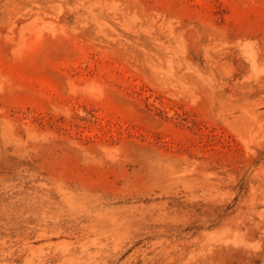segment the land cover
<instances>
[{"label":"rangeland","instance_id":"obj_1","mask_svg":"<svg viewBox=\"0 0 264 264\" xmlns=\"http://www.w3.org/2000/svg\"><path fill=\"white\" fill-rule=\"evenodd\" d=\"M0 264H264V0H0Z\"/></svg>","mask_w":264,"mask_h":264}]
</instances>
